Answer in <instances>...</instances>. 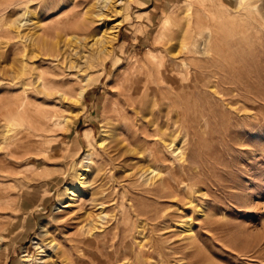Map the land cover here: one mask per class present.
I'll return each mask as SVG.
<instances>
[{"label":"rangeland","instance_id":"rangeland-1","mask_svg":"<svg viewBox=\"0 0 264 264\" xmlns=\"http://www.w3.org/2000/svg\"><path fill=\"white\" fill-rule=\"evenodd\" d=\"M98 1L0 0V264H264V0ZM202 3L229 20L224 61L172 88L154 68L130 94L158 95L117 113L149 52L208 37ZM63 23L85 24L75 52ZM119 23L111 53L93 46Z\"/></svg>","mask_w":264,"mask_h":264},{"label":"bare ground","instance_id":"bare-ground-1","mask_svg":"<svg viewBox=\"0 0 264 264\" xmlns=\"http://www.w3.org/2000/svg\"><path fill=\"white\" fill-rule=\"evenodd\" d=\"M118 2L119 1L114 3L115 8H117L119 6ZM96 3L98 5L102 3V4L106 5L105 7L109 6L108 4H110L108 1L101 2V0H99ZM121 4H122V2H121ZM201 6H202V9H204V10H206V12H208L207 14L205 13L206 15L201 14L199 17L201 19L203 18V20H205L207 25H208L207 26L208 27L207 29L209 31V32H207L208 37L207 38L204 37L205 36L204 31H203L204 34H202V31L198 30L200 28H197L195 26H188V28L186 27L187 29H185L184 31L181 32L180 36H177L176 41H177L178 46L173 47L171 45V47H168L166 49V51L161 50L158 53H155L153 51L149 52V56L152 57V59H153V61L150 62L151 64L149 65L150 70L147 72V74H144L145 78L143 80H140V81L136 80L135 81L136 85L139 87H135V86L131 87L130 86L126 89V94H127L126 96L129 98L128 99L129 101L125 102L124 107L117 108V110H116L117 113L121 114V113H124V111H126L127 113H129L131 111L136 112L138 109L141 108V106L144 104V102H146L145 99L147 96H149L152 93H155L158 95L160 86L157 83H155V84L151 83L153 86H151L148 89V92H147V94H145L146 95L145 97L130 94L131 92L136 91L138 88L143 89V88L147 87L146 86L148 84L147 83V79H148L147 77L154 75V71H153L154 68L160 69V75L163 78V81H165L164 83L168 84V87H171V86L174 87L175 85H177V83H179V82L182 83L183 81H186V79L188 80L190 77H192L193 72H196V73L200 72L201 66H203L204 64H207V68L208 67L209 68H213V67L216 68L219 65V63L224 61V57L220 54V51L218 50V45L222 44V42L219 41L218 36L224 32L223 27H224V25L228 24L229 20L228 21L226 20L227 22L219 20L217 18V15H216L217 8L215 6H209L206 3H202ZM220 7H221V9L226 8V6L223 4ZM199 8H201V7H199ZM103 9H104V7H102V10ZM196 11H198V10H196ZM226 13H230V12L226 11ZM85 15H87V11H86ZM218 15H220V14H218ZM229 15L231 16V13ZM191 16H193V15H191ZM228 18H230V17L228 16ZM195 19H197V18H195ZM225 19H227V18L225 17ZM197 20H198L197 22H199V19H197ZM231 20H232V18H231ZM203 23H204V21H202V23H200V24L203 25ZM206 23H204L205 26H206ZM189 24H191V23H189ZM194 25H198V24L195 23ZM31 26H33L32 31H34V34L37 35V33L41 29L39 23H34L33 25L31 24ZM20 27H23V26H20ZM82 27H85V24L82 23V25L80 24L77 27H69V25H65L64 23L62 24V28H63L64 33L71 30V31H73V33L75 32L74 34H76L75 36L71 37L70 39L64 40L65 37L63 39L62 38L60 39V40H63L65 43H67V45L72 41V46L74 47L72 52H75V50H77L80 46H82V41L80 39H78V37H76L77 34H80L83 31ZM120 28H121V23H119L118 25H115L114 27H111L109 29V33H106L104 36L101 37L102 39L99 38V39L93 41V43H94L93 46L97 47L98 50H101V52H107V54L111 53L112 52V43L114 40H116ZM181 30H183V29H181ZM65 36L68 37L69 35H65ZM23 37L24 36L21 35L22 40H23ZM176 41H174V42H176ZM200 44H205V46H206L205 52L206 53L198 50V46ZM53 48L55 49L56 45H53ZM202 50H203V48H202ZM76 54H77V51H76L75 55ZM217 72H218V70H217ZM217 72L215 70L211 71V77H216V79L219 77H222V74L217 73ZM83 94H84V92H82L80 95L83 96ZM104 144H105V141H102L100 143V146H103ZM88 146L92 147L90 142H89ZM165 148H166V146H165ZM170 148H174L173 145ZM169 151H170V149H169ZM173 151L176 153V150H173ZM170 152H172V151H170ZM85 160H87L84 163V165H86V166H83V167L81 166L82 167V170H81L82 173L80 175L78 174L74 177L75 183H71L69 186H67L65 188V191L63 193L64 200H66L67 198L74 200L76 195H77L76 193H78L80 190L78 188V185L79 184L82 185L83 181L86 179L87 172H88V165L90 164V159L87 158ZM179 168L181 169V167H179ZM181 170L179 171V173H177V175H179V176L183 175ZM153 173H155V171L150 172V174H153ZM148 180L151 181L152 178H150ZM162 190H164V189L162 188ZM102 218L103 217L101 214L97 215V220H94L93 224H91L90 227L87 228V231H86V235L88 237L94 238L95 241H96L95 237H97L100 234V232L102 231V227H100V224L102 223L101 222ZM189 231H190V233L192 232V230H188V232ZM29 258H28V256H24L23 263L24 264H30Z\"/></svg>","mask_w":264,"mask_h":264}]
</instances>
